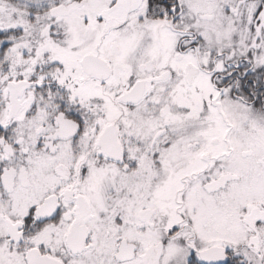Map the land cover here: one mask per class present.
<instances>
[{"label": "snow or ice", "instance_id": "6c2138e0", "mask_svg": "<svg viewBox=\"0 0 264 264\" xmlns=\"http://www.w3.org/2000/svg\"><path fill=\"white\" fill-rule=\"evenodd\" d=\"M0 264H264V0H0Z\"/></svg>", "mask_w": 264, "mask_h": 264}]
</instances>
